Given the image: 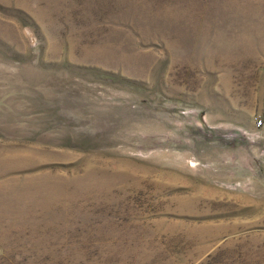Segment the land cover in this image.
Listing matches in <instances>:
<instances>
[{
    "label": "rangeland",
    "instance_id": "1",
    "mask_svg": "<svg viewBox=\"0 0 264 264\" xmlns=\"http://www.w3.org/2000/svg\"><path fill=\"white\" fill-rule=\"evenodd\" d=\"M0 264H264V0H0Z\"/></svg>",
    "mask_w": 264,
    "mask_h": 264
}]
</instances>
